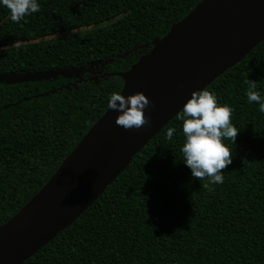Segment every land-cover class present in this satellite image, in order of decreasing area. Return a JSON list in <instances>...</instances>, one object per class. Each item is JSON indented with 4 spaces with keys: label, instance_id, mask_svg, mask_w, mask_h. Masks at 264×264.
I'll list each match as a JSON object with an SVG mask.
<instances>
[{
    "label": "trees",
    "instance_id": "obj_1",
    "mask_svg": "<svg viewBox=\"0 0 264 264\" xmlns=\"http://www.w3.org/2000/svg\"><path fill=\"white\" fill-rule=\"evenodd\" d=\"M202 0H38L19 22L0 7V227L52 178L120 94L128 71ZM85 67L79 75L72 69ZM114 75V76H112ZM264 41L206 89L233 108L223 182L191 176L177 115L69 228L23 264H264ZM174 129L172 138L167 132ZM207 184V186H205Z\"/></svg>",
    "mask_w": 264,
    "mask_h": 264
},
{
    "label": "water",
    "instance_id": "obj_2",
    "mask_svg": "<svg viewBox=\"0 0 264 264\" xmlns=\"http://www.w3.org/2000/svg\"><path fill=\"white\" fill-rule=\"evenodd\" d=\"M263 41L264 0L198 3L128 71L116 74L124 81L121 95L142 92L148 99L146 123L125 129L116 124L119 113L109 108L47 184L0 227V264H23L69 228L181 113L193 91L206 89ZM69 74H11L0 76V83L41 82Z\"/></svg>",
    "mask_w": 264,
    "mask_h": 264
},
{
    "label": "clouds",
    "instance_id": "obj_3",
    "mask_svg": "<svg viewBox=\"0 0 264 264\" xmlns=\"http://www.w3.org/2000/svg\"><path fill=\"white\" fill-rule=\"evenodd\" d=\"M0 7L8 10V18L13 22H19L40 9L38 0H0ZM245 83L248 102L258 104L259 111L264 113V95L257 91V82L248 80ZM148 104L142 92L126 97L113 94L108 101V107L119 113L116 124L125 129L139 128L146 123L144 111ZM233 111L228 104L219 103L216 94L207 89L193 91L183 104L178 117L182 121L184 137L182 162L190 169L192 177L207 178L208 184L223 182L221 170L232 162V152L225 141L234 143L239 132L231 122ZM174 131L168 130L169 139Z\"/></svg>",
    "mask_w": 264,
    "mask_h": 264
}]
</instances>
